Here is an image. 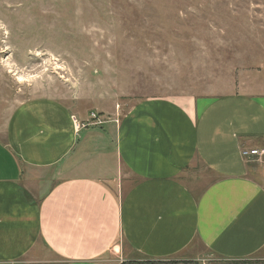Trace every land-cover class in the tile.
I'll list each match as a JSON object with an SVG mask.
<instances>
[{"label":"crops","instance_id":"0c3cea01","mask_svg":"<svg viewBox=\"0 0 264 264\" xmlns=\"http://www.w3.org/2000/svg\"><path fill=\"white\" fill-rule=\"evenodd\" d=\"M73 116L34 98L7 123L0 264H264V165L242 156L264 149V94L150 98L117 128Z\"/></svg>","mask_w":264,"mask_h":264},{"label":"rangeland","instance_id":"374dc122","mask_svg":"<svg viewBox=\"0 0 264 264\" xmlns=\"http://www.w3.org/2000/svg\"><path fill=\"white\" fill-rule=\"evenodd\" d=\"M230 94H264V0H0V139L34 98L117 128L142 100Z\"/></svg>","mask_w":264,"mask_h":264},{"label":"built area","instance_id":"2783aa9c","mask_svg":"<svg viewBox=\"0 0 264 264\" xmlns=\"http://www.w3.org/2000/svg\"><path fill=\"white\" fill-rule=\"evenodd\" d=\"M75 129L77 132L81 131L82 129L101 126L104 125L106 120H103L98 114L92 113L89 116V120L87 122H82L78 117H72ZM242 156L254 163L264 165V149H243Z\"/></svg>","mask_w":264,"mask_h":264}]
</instances>
